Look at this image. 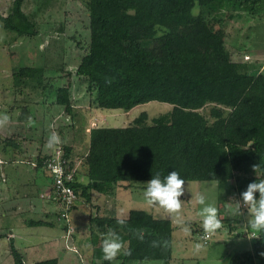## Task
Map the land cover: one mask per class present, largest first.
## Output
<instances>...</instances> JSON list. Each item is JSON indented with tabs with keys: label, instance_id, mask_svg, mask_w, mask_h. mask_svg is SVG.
<instances>
[{
	"label": "trees",
	"instance_id": "16d2710c",
	"mask_svg": "<svg viewBox=\"0 0 264 264\" xmlns=\"http://www.w3.org/2000/svg\"><path fill=\"white\" fill-rule=\"evenodd\" d=\"M22 1L13 0L10 11L0 15L1 26L16 37L34 36L35 24L22 10ZM85 5L89 41L75 74L87 83L88 107L129 111L149 101L172 106L152 117L142 111L125 126H91L82 159L85 183L78 180L75 150L64 145L62 156L73 170L69 185L76 195L90 202L91 191L110 196L122 181L130 188L176 170L184 180L216 181L222 201L264 179L252 167L264 169V72L228 56L220 23L242 12L261 17L264 0H86ZM18 72L30 77L34 67L23 66ZM52 102L64 113H75L67 86L56 90ZM206 105L209 121L202 112ZM9 144L13 150L18 147L13 140ZM53 153L37 157L35 167L48 171L45 160ZM118 219L126 223L119 225ZM219 219L229 233L240 222L224 215ZM89 220L102 239L99 243L92 231V243L98 244L91 258L101 264L112 263L102 253L111 231L123 242L116 257L119 264L171 259L172 226L166 218L132 208L126 217ZM41 222L50 225L41 220H30L29 225ZM256 233L250 248L238 250L229 264H264L261 234ZM8 240L12 264H60L56 257L26 262L13 239Z\"/></svg>",
	"mask_w": 264,
	"mask_h": 264
},
{
	"label": "rangeland",
	"instance_id": "374dc122",
	"mask_svg": "<svg viewBox=\"0 0 264 264\" xmlns=\"http://www.w3.org/2000/svg\"><path fill=\"white\" fill-rule=\"evenodd\" d=\"M12 1L0 0V15L10 11ZM85 2L23 0L22 10L34 22L36 29V34L30 37H16L0 22V115L7 114L9 117L6 124L0 125V264H12L7 238L9 229L15 236V247L26 262L56 257L60 264H101L100 260L91 258L93 246L101 243L102 239L89 218L101 215L126 217L132 208L144 209L154 217L170 221L172 259L168 263L148 259L126 264H229L238 250L250 248L257 233L239 222L233 235L221 222V227L211 233L208 242H202L200 236L204 230L201 229L199 216L201 206L196 202L198 194L204 193L208 202L218 209V218L224 215L244 220L250 211L241 204L240 213H234L236 201L241 199L238 194L232 193L219 201L216 181L185 180L181 208L176 212L146 201L144 191L147 182H137L129 188L122 181L110 196L91 191V200L87 202L83 196L77 195L73 203L75 208H70L69 218L65 220L56 214L61 207L55 201L50 203L52 199L50 202L46 200L45 192H49L51 183L48 171L44 168L32 169L24 160L26 158L20 155L27 150L25 153L29 157L41 158L46 151L53 153L59 146L62 149L64 145H70L77 156L73 160L79 171L78 180L85 183L87 178L82 159L88 148L86 126H125L142 111L152 117L168 111L172 106L166 102L149 101L138 104L128 113H123L121 109L96 107L89 110L87 83L75 74L89 41ZM198 11V6H195L193 12ZM220 23L225 31L223 48L228 56L242 62L248 69L264 72V14L250 17L242 12L240 17H226ZM23 66H33L34 74L30 77L19 75L18 70ZM63 86L69 88L71 100L76 106L73 107L75 113L71 115L64 113L61 106L51 103L56 90ZM209 106L202 109L208 121L211 119ZM53 132L60 137V143L48 148L47 140ZM9 140L18 146L13 159H10L13 147ZM13 167L15 171L11 172ZM24 170L37 175L35 186V181H32L34 176ZM29 177L30 182L25 183ZM46 180L49 182L46 183L47 189L39 191L41 181ZM11 208L17 209L15 217L8 214ZM30 220H41L50 225L43 222L29 225ZM186 228L189 230L185 231ZM92 231L97 235L98 242L95 240L92 243ZM31 245L34 249L30 251ZM119 263L120 260L115 258L111 264Z\"/></svg>",
	"mask_w": 264,
	"mask_h": 264
},
{
	"label": "clouds",
	"instance_id": "9594fccd",
	"mask_svg": "<svg viewBox=\"0 0 264 264\" xmlns=\"http://www.w3.org/2000/svg\"><path fill=\"white\" fill-rule=\"evenodd\" d=\"M8 120L7 114L0 115V125L6 124ZM58 143H60V137L53 132L48 137L47 147L52 148ZM252 167L256 176H264V169H262L261 165L254 164ZM184 184L185 180L176 170L168 172L165 176L157 173L147 181L144 197L149 204H159L170 212H176L181 208V197L185 193ZM240 197L241 199L236 201L234 213L239 214L241 204H243L250 210L248 223L253 232L264 233V179L248 183L246 189L240 193ZM196 202L201 206L199 216L205 233H214L221 227V221L217 215L218 209L208 202L204 193L197 195ZM125 223L124 219L117 220L119 225H124ZM188 230L187 228L185 229V231ZM196 247L199 248L200 245L197 244ZM122 248L123 242L118 233L115 231L107 233L102 245L103 259L113 261L121 254Z\"/></svg>",
	"mask_w": 264,
	"mask_h": 264
},
{
	"label": "built area",
	"instance_id": "2783aa9c",
	"mask_svg": "<svg viewBox=\"0 0 264 264\" xmlns=\"http://www.w3.org/2000/svg\"><path fill=\"white\" fill-rule=\"evenodd\" d=\"M62 154L63 152L59 146L54 150L53 155L47 157L45 160L46 169L51 177V187L46 195L61 207L59 211L61 219L68 220V211L72 207L77 195L69 185L73 177V170L69 169ZM209 237L210 234L206 233L200 236L203 243H206Z\"/></svg>",
	"mask_w": 264,
	"mask_h": 264
},
{
	"label": "crops",
	"instance_id": "0c3cea01",
	"mask_svg": "<svg viewBox=\"0 0 264 264\" xmlns=\"http://www.w3.org/2000/svg\"><path fill=\"white\" fill-rule=\"evenodd\" d=\"M134 107H136V106H134ZM134 107L133 108H131L129 111H122L123 113H128V112H130V111H132V109H134ZM95 109H97V108H95ZM89 110L90 111H92V108L91 107H89ZM29 118V117H28ZM85 131L86 132H88L89 131V129H90V127H88V126H86L85 127ZM25 149V148H24ZM17 150H13V152H11V156H10V159L12 158L13 159V157H15V153L14 152H16ZM27 150H23L21 153H20V155L23 157V158H26V159H24V160H27L28 161V163H29V165H30V167L32 168V169H37L36 167H35V165H34V163L36 162V159H37V157L36 158H32L34 155H32V156H30L29 157V155H28V153L26 154L25 152H26ZM47 153L49 152V151H46ZM13 153V154H12ZM26 155H27V157H26ZM31 155V154H30ZM13 156V157H12ZM16 158V157H15ZM24 160H21V161H24ZM13 171H15V167H13L12 169H11V172H13ZM25 171V173H26V171H27V174L29 173V175L31 176H34L33 178H32V181L34 182H32L33 183V185L35 186V183H36V174L34 175V173H32L31 171H29V170H24ZM29 171V172H28ZM25 176H27V175H25ZM30 180H31V178L29 177V179H26V182L25 183H29L30 182ZM48 182V180H46V181H41V183H40V187H39V191L40 190H43L44 192H45V188L47 187V185H46V183ZM47 184H49V182L47 183ZM27 186V185H26ZM49 187H51V183H50V186ZM47 189V188H46ZM48 191H49V188H48ZM48 192L46 191L45 192V195L47 194ZM48 202H50V198H47L46 199ZM29 201V200H28ZM50 203H55L54 201H51ZM28 204V202H26V205ZM23 205H25V203H23ZM18 207V206H17ZM17 209L16 208H11L10 209V211H9V213L8 214H10V215H12L13 217H15L16 216V213L17 212H15ZM5 216V215H4ZM232 217V219H233V216H231ZM249 218H250V211H249V213H247V215H245L244 216V220L243 219H241V218H239V220H240V222L242 223L243 222V224L245 225V226H250L249 224H247V222H248V220H249ZM246 223V224H245ZM9 229V228H8ZM9 231V233H8V235H7V238L9 239V237H11L12 239H13V241L15 242V239H14V235L12 234V233H10V231H12V229H9L8 230ZM29 232H31V231H29ZM251 232H253V230L251 231ZM231 233H233V235H235L236 234V228L234 229V230H232V232ZM254 234H256V232H253ZM15 245V244H14ZM30 247V251L32 250V249H34V247L31 245V246H29ZM172 259V258H171Z\"/></svg>",
	"mask_w": 264,
	"mask_h": 264
},
{
	"label": "water",
	"instance_id": "95a60500",
	"mask_svg": "<svg viewBox=\"0 0 264 264\" xmlns=\"http://www.w3.org/2000/svg\"><path fill=\"white\" fill-rule=\"evenodd\" d=\"M261 239H262L263 246H264V233H261Z\"/></svg>",
	"mask_w": 264,
	"mask_h": 264
}]
</instances>
